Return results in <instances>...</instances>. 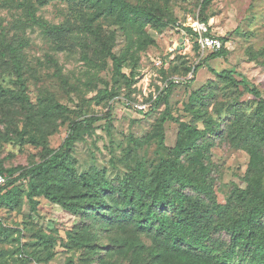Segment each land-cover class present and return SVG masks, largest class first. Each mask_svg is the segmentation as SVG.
Wrapping results in <instances>:
<instances>
[{
	"label": "rangeland",
	"instance_id": "obj_1",
	"mask_svg": "<svg viewBox=\"0 0 264 264\" xmlns=\"http://www.w3.org/2000/svg\"><path fill=\"white\" fill-rule=\"evenodd\" d=\"M127 1L181 26L198 21L206 32L202 0ZM98 15L83 0H0V50L6 44L20 48L25 81L23 92L10 57L0 51V86L8 90L0 97V166L18 169V176L61 149L73 123L95 117L102 120L82 132L71 153L78 175L103 173L117 184L138 163L177 159L190 176L211 185L222 204L236 186L246 188L251 156L239 142L254 98L209 69L235 71L264 97V0H217L209 7L211 35L226 38L228 50L209 61L194 50L197 38L178 27H138ZM53 27L68 31L56 34ZM96 35L122 59L131 87ZM23 93L32 112L18 99ZM161 95L167 102L157 105ZM51 99L65 110L45 112ZM182 124L199 130L210 125L214 132L185 152ZM17 188L19 204L0 205V264H155L152 240L132 226L108 223L94 212L82 221L44 196L33 197V211L29 185ZM215 239L229 242L224 233Z\"/></svg>",
	"mask_w": 264,
	"mask_h": 264
},
{
	"label": "trees",
	"instance_id": "obj_2",
	"mask_svg": "<svg viewBox=\"0 0 264 264\" xmlns=\"http://www.w3.org/2000/svg\"><path fill=\"white\" fill-rule=\"evenodd\" d=\"M49 1L42 0V3ZM83 1L99 15L115 17L124 23L138 27L150 24L156 28L173 25L191 37H198L192 28L178 25L175 20L165 21L153 10L132 5L127 0ZM215 1L202 0L201 3L200 21L206 28V36L211 35L206 11ZM51 31L60 34L68 29L53 27ZM96 37L106 56L112 60L116 74L123 76L127 86L131 87L133 80L122 73V59L114 55L111 47H107L98 35ZM220 39L224 45L222 50L208 55L205 60L228 55L225 48L227 40ZM193 48L198 51V44L195 43ZM0 51L7 52L17 82L25 92L20 48L6 44ZM209 70L225 80L231 88L254 98L253 111L245 131L241 130L239 142L251 156L247 186H236L226 203H220L213 187L190 176L177 159L161 160L152 166L138 163L117 184L109 183L103 173L78 175L71 157L74 144L82 137L84 130L93 128L102 120L90 117L70 126V134L61 149L50 151L49 158L18 176L14 177L18 169L0 166V173L8 178L5 186L0 188V205L12 208L18 205L20 194L17 184L26 182L30 188L29 199L33 211L37 204L33 197L44 196L66 211L78 215L82 221H86L89 213L94 212L102 215L108 223L132 226L152 240L149 255L155 264H264V97L254 84L233 70ZM165 91L167 94L168 90ZM7 94L8 90L0 86V97ZM107 95L108 92H104V96ZM18 99L32 112L33 108L25 93ZM53 102V99L47 101L45 112L59 114L65 110ZM161 102H167V97L161 95L157 105ZM166 117L167 114L163 121ZM181 131L180 148L188 152L196 150L197 143L214 129L210 125L199 130L189 124H182ZM32 141L37 142L35 139ZM180 189H190L205 199L185 194ZM13 203L14 206H11ZM101 210L104 211L102 214ZM222 233L229 237L228 243L215 239L216 235Z\"/></svg>",
	"mask_w": 264,
	"mask_h": 264
},
{
	"label": "built area",
	"instance_id": "obj_3",
	"mask_svg": "<svg viewBox=\"0 0 264 264\" xmlns=\"http://www.w3.org/2000/svg\"><path fill=\"white\" fill-rule=\"evenodd\" d=\"M192 29L194 32L198 34L197 44L199 47V53H200L201 59H204L206 56L222 50L224 45L221 39L213 35L206 36L202 34L199 29L198 21L194 22V26L192 27ZM193 73H194V70H193ZM180 82L181 80L172 81V83L174 84H179ZM136 107L141 111H144V109L146 108L145 106H140V107L136 106ZM7 180H8L7 176L0 173V188L5 186V184L7 183Z\"/></svg>",
	"mask_w": 264,
	"mask_h": 264
}]
</instances>
